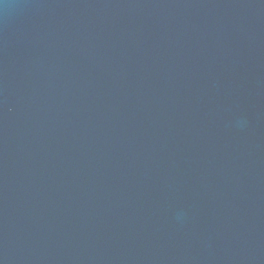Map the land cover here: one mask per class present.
Wrapping results in <instances>:
<instances>
[{
	"label": "water",
	"instance_id": "95a60500",
	"mask_svg": "<svg viewBox=\"0 0 264 264\" xmlns=\"http://www.w3.org/2000/svg\"><path fill=\"white\" fill-rule=\"evenodd\" d=\"M0 264H264V0H0Z\"/></svg>",
	"mask_w": 264,
	"mask_h": 264
}]
</instances>
